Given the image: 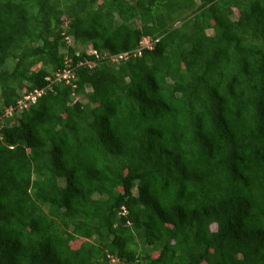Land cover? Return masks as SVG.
Listing matches in <instances>:
<instances>
[{
	"label": "trees",
	"instance_id": "trees-1",
	"mask_svg": "<svg viewBox=\"0 0 264 264\" xmlns=\"http://www.w3.org/2000/svg\"><path fill=\"white\" fill-rule=\"evenodd\" d=\"M0 264H264V0H0Z\"/></svg>",
	"mask_w": 264,
	"mask_h": 264
},
{
	"label": "built area",
	"instance_id": "built-area-1",
	"mask_svg": "<svg viewBox=\"0 0 264 264\" xmlns=\"http://www.w3.org/2000/svg\"><path fill=\"white\" fill-rule=\"evenodd\" d=\"M61 77H64L65 78L67 76L66 75H62ZM37 95H41V92L40 91H36L35 94L26 96V99L24 101H22L21 103L25 102L26 100H32V101H34L36 99Z\"/></svg>",
	"mask_w": 264,
	"mask_h": 264
},
{
	"label": "clouds",
	"instance_id": "clouds-1",
	"mask_svg": "<svg viewBox=\"0 0 264 264\" xmlns=\"http://www.w3.org/2000/svg\"><path fill=\"white\" fill-rule=\"evenodd\" d=\"M90 53H96V52L91 48V52ZM63 75L67 76L65 78L63 77L64 79H69L70 77H73V75L71 74V71L69 69L66 70ZM35 100L33 102H35Z\"/></svg>",
	"mask_w": 264,
	"mask_h": 264
},
{
	"label": "rangeland",
	"instance_id": "rangeland-1",
	"mask_svg": "<svg viewBox=\"0 0 264 264\" xmlns=\"http://www.w3.org/2000/svg\"><path fill=\"white\" fill-rule=\"evenodd\" d=\"M148 44H150V40H145L144 41V45H148ZM89 52H91V49H90V47H89ZM40 67V65H38V66H36L34 69H38ZM25 102H23L22 104H24ZM9 114H10V112H9ZM77 246V245H76Z\"/></svg>",
	"mask_w": 264,
	"mask_h": 264
}]
</instances>
